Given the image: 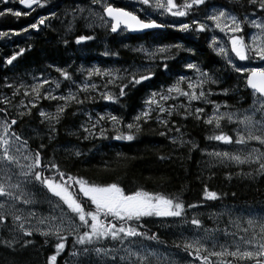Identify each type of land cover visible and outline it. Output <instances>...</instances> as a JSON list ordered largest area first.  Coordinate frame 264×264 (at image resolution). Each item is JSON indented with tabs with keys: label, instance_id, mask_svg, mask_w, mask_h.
<instances>
[{
	"label": "trees",
	"instance_id": "1",
	"mask_svg": "<svg viewBox=\"0 0 264 264\" xmlns=\"http://www.w3.org/2000/svg\"><path fill=\"white\" fill-rule=\"evenodd\" d=\"M87 1L46 0L47 8L51 9V16L45 25H41L39 31H33L27 36L14 37L5 46L0 47V99H12L7 110L9 120L17 119L14 130L28 140L30 149L41 150L46 161L54 159L62 170L74 177H82L94 183L118 182L127 191L143 188L182 200L186 206L187 222L181 218H145L148 234L156 233L160 241L158 243L144 240L152 247L175 253L181 251L189 256L181 245L184 233L181 226L190 223L193 217L202 221L203 228L200 230L203 233L204 229H208L209 234L214 235L216 239L233 237L224 235L226 228L240 235V232L232 228L227 215L221 212L220 215L214 216L211 213L222 208L257 209L264 212V174L256 171L257 164H222L207 155L218 147H224V143L208 139L210 135L219 134L221 131L230 136L233 133V126L226 119L221 121L220 129H215L214 124L204 123L213 113V104L204 100L192 101L189 104L186 97L177 96L173 92L170 95L174 99L161 101L165 107L177 106L176 114L168 118V128L171 131L156 122L157 113L153 112V119L143 125L142 131L136 134L133 141L113 139L116 133L108 123L103 124L108 129V138L100 137L98 126L93 129L95 136L84 139L87 133L83 132L81 126L88 127L95 122L97 114L108 113L121 117L125 124L133 122V118L146 108L145 101L152 93L167 94V89L175 85L181 77L194 80L197 72L186 67L189 63L197 65L215 81L205 85V91L210 90L212 93L207 97L208 100L220 105L221 109L241 111L249 105L251 99V92L245 86L246 74L237 73L222 56L216 54L210 45L208 30L181 31L179 27L165 25L160 17H154L157 23L164 25V29L137 36H130L125 30L113 34L110 28H89L87 20L71 16L77 6L86 5ZM108 2L113 6L131 10V6L121 1ZM6 6L7 4L0 3V11H4ZM210 8L230 10L241 19H244L245 14L248 19H264V13L248 6L247 0H241L239 4L235 0H207L199 10L193 11L187 17H181V20L191 23L192 19L199 18ZM35 15L0 16V31H18L28 27L33 23L37 16ZM80 35L93 36L94 39L76 44V38ZM173 45L179 47H172ZM161 47L170 48L171 51L158 53L157 49ZM22 48L25 49L24 53L18 56L12 65H7L6 60ZM140 49L155 55H146V51ZM97 67L113 72L120 70L119 76H127L124 70L132 68L141 72L150 69L154 75L139 85H130L125 89L126 95L119 97L116 103L101 99L99 92L107 91L119 96V88L109 85L105 89L102 85L107 78L93 77L90 82L101 86L99 90L78 95L80 99H84L86 95L94 96L95 100L89 99L84 104L71 103L60 122L55 124V132H50L47 121L41 122L44 118L39 112L43 110L46 113H54L63 101L41 99L36 102L35 108H31L30 115L20 117L19 113L28 111L27 108L20 107V101L23 100L25 105L31 107V96L26 98L23 95L24 89H21L20 94L13 97L14 88L6 87L7 84L17 87L20 84L29 85L48 79L59 81L61 87L56 89L55 84H51L45 88L51 90L53 95H66L70 87L73 92L77 89L70 81H65L56 69L68 71L76 84L80 85L87 80V70ZM180 86L186 89L187 80ZM180 105H184L192 113L198 107L204 108L202 119H196L195 114L188 115L185 119L184 110ZM0 107L5 105L0 104ZM0 117H3V113H0ZM176 128L180 131L176 132ZM160 132H166V135L161 136ZM181 137L197 147L192 148L191 144L181 147ZM174 139L177 140L176 143H173ZM41 143L45 145L43 149H40ZM77 151L81 153L80 156L75 155ZM161 156L165 159H160ZM205 186L210 191L217 192L220 198L214 201L205 200ZM190 204L200 206L187 208ZM74 239V236H69L65 250L57 258V264H68L66 256L74 250ZM0 240L10 242V245L0 242V264H47V258L55 253V244L58 242L56 237H45L41 234L21 236L13 240L4 228H0ZM177 244L181 246L177 247ZM79 264H88V258L81 255Z\"/></svg>",
	"mask_w": 264,
	"mask_h": 264
},
{
	"label": "snow or ice",
	"instance_id": "2",
	"mask_svg": "<svg viewBox=\"0 0 264 264\" xmlns=\"http://www.w3.org/2000/svg\"><path fill=\"white\" fill-rule=\"evenodd\" d=\"M10 0H0V3L8 4ZM92 4L100 5L101 12H96L89 9L88 27H105L110 28L112 33H117L119 30L127 31H144L149 29H157L164 27L154 19H142L133 11H128L123 7L113 6L108 0H91ZM142 5L149 6L156 10H161V14H170L172 17H187L193 11L199 10L201 5H205L207 0H182L178 3L177 0H139ZM237 4L241 0H235ZM19 4L24 8L34 11L36 7H42L41 0H19ZM247 5L254 8L256 11L264 13V0H247ZM31 11L21 12L6 8L0 11V16L11 14L15 17L22 15L28 16ZM83 12V9H80ZM141 11H144L142 8ZM255 13H253L254 15ZM53 15H55L53 13ZM48 17H41L36 23L30 24L22 31L27 32L29 28L39 31L41 25H45ZM207 21H211L209 25ZM248 21V15L245 14L244 21L238 19L237 15L227 9L214 8L211 13L206 14L204 20L192 19L191 23H180L179 30L204 32L207 30H218L228 37V48L224 43H220L216 37H213L212 45L215 47L217 55L223 56L226 62L232 68L241 74H246V87L252 90L255 97L253 101L252 115H245L238 122L244 125L243 132L236 129V138L221 131L219 134H213L208 137L210 140L222 142L224 144L246 145L251 141H256L259 145L264 146V67H246L237 66L235 60L238 61H254L259 60L264 62V23L257 22L255 19L250 23L260 31L250 35L248 41L243 35L244 28L242 23ZM175 27L176 25H170ZM19 35V32L14 33ZM8 35L7 32H0V37ZM94 39L93 36L80 35L76 38V44ZM67 43V41H65ZM172 47H179L173 45ZM25 49H20L19 52L13 54L6 60L7 65H12L18 56L24 53ZM140 51H146L140 49ZM171 51L170 48L161 47L157 49L158 53ZM234 54L233 55H230ZM108 53H105L107 55ZM150 56L155 53H149ZM188 69L195 70L199 75L195 82L190 78L181 77L179 81L172 87L167 89V94L152 93L150 98L145 101L146 108L133 118V122L124 123L121 117L113 114H97V118L90 126H81L84 133H87L83 138L95 136L93 129L99 127L101 138H108L106 133L107 128L104 123L111 125L112 130L116 133L112 138L121 141H133L136 134L142 131L143 125L148 124L153 119V112L157 113L156 122L169 131V119L173 114H176L177 106L172 105L165 107L161 101L174 99L170 94L175 92L177 96L186 97L189 104L192 101L204 100L206 103L214 105L213 113L204 123L215 126V129L221 128V121L227 120L232 123L236 113L221 112L220 105L214 101L207 99L212 95L211 91H205V85L211 80L208 73L202 72L197 65L189 63L186 65ZM165 68L167 65L165 64ZM65 81H70L77 91L73 92L71 87L66 95H53L52 91L45 88L46 85L55 84V88L59 89L61 84L59 81H49L43 79L34 84H20L14 87L12 84H7L6 87L14 88L13 97L20 94L21 89H24L23 95L27 98L31 96L28 105L24 101H20V107L27 108V113L21 112L18 115L31 114V108L37 106V101L59 100L63 101L59 104L54 113H46L41 110L39 115L44 118L41 122L49 123L50 132H55V124L60 122L62 115L66 112L71 103L84 104L87 100H95L94 96H85L80 99L78 93H90L98 91L101 86L91 83L93 77H106L107 80L102 85L107 89L109 85L119 88V96L107 91H100V98L113 103L118 102L119 97L125 96V89L130 85L135 86L143 81L152 78L154 73L148 69L141 72L139 69H125L127 76H119L120 70L113 72L112 70L93 68L87 70V80L80 85L76 84L72 74L64 69H56ZM187 80V88L184 89L180 85ZM119 81V83H117ZM30 89V92H29ZM226 94V93H225ZM159 96V99L157 97ZM12 99L4 97L0 99V104L5 107H0V113L3 117L0 118V228L7 227L8 218L11 217L13 225L23 232L24 236H32L34 231L48 237L55 235L57 243L55 244V253L47 258V264H57V258L65 250L66 241L69 236H74L73 241L74 251L71 256H84L88 258V264H152L150 257L154 256L147 250L143 244L144 240L159 241L156 233L148 234L145 228V218H181L187 222L185 203L177 197L166 196L161 193L147 191L143 188H137L132 191H127L120 183H94L82 177H74L66 171L62 170L60 165L54 159L45 160L41 154V150H32L28 146V140L18 134L13 126L17 124V119H8L7 106L11 105ZM155 105V107H153ZM259 105V107H256ZM184 110V118L188 115H196V119H202L205 111L204 108H196L195 112H189L188 108L180 105ZM227 107V105H224ZM256 113H261L259 120H255ZM91 120V116H89ZM176 132L180 129L176 128ZM161 136L166 135V132H160ZM51 139V136H49ZM177 140L174 139L173 143ZM179 144L183 147L186 144H191L192 148L197 145L191 141L179 138ZM45 145L41 143L40 149ZM76 156L81 153L77 151ZM207 155L215 158L220 163L225 164L234 162L236 165L257 164L256 171L264 174V151L260 148L253 147L247 153L233 154L228 151L219 152L213 151ZM160 159H165L161 156ZM252 175V173H247ZM71 182V183H70ZM29 186H38L41 189H46L52 197L58 198L57 207L60 208V215L51 217H42L38 219L39 225L47 224V230L43 231L39 227L26 228L25 224L30 223L31 218L36 217L35 212H29L27 217H23L20 213L23 209L18 205L34 204L36 193ZM78 186V189H77ZM235 195V194H233ZM220 197L217 192L210 191L207 186L204 188L205 200H218ZM50 200V198H49ZM59 202H62L60 204ZM66 206V207H65ZM200 205L190 204L187 208H196ZM191 225L197 229L203 228L202 221L196 217L191 218ZM238 231H242L244 235H238L237 232H230L227 228L224 230V235L233 236L231 243H220L214 235L209 234L210 230L204 229V235L197 234L194 238L186 239L183 243L184 251L188 252L189 256L199 261L200 264H264V219L250 217L246 223L247 227L241 228L240 221L235 220L229 222ZM214 232L215 230H211ZM139 238V239H138ZM6 245H10L9 241L0 240ZM30 243V241L28 242ZM83 246L80 251L75 250V246ZM111 245V246H108ZM26 246V244L24 245ZM180 247V244L176 245ZM95 257V260H93Z\"/></svg>",
	"mask_w": 264,
	"mask_h": 264
},
{
	"label": "rangeland",
	"instance_id": "3",
	"mask_svg": "<svg viewBox=\"0 0 264 264\" xmlns=\"http://www.w3.org/2000/svg\"><path fill=\"white\" fill-rule=\"evenodd\" d=\"M117 1H121L124 4L131 6L130 11H133L137 15L140 14L141 17L150 18V19H153L154 17H160L163 20V23L169 27H172L170 25H176L175 27H179L180 23H182V22L187 23L184 20H181L182 19L181 17H172L170 14H161V10H156V9L151 8L149 6L142 5L139 2V0H117ZM151 2L154 3V0H151ZM41 3L43 5L42 7H36L35 6V10L31 11L30 15H32L34 13L37 15V16L35 15L36 17L33 19V23H36L38 21V19L41 17L51 16L50 15L51 9L49 7L47 8L46 0H41ZM6 8H12L13 10H18L21 12H28V11H25L19 7V0H10V2L7 4L5 9ZM90 8L96 12L102 13V10H100V8H101L100 5H98V4L94 5V4H92L91 0H88L86 5L77 6V8H75V11H72L73 13H71V16H79L80 18L87 20V23H89V19H86V18L89 17V9ZM142 8L144 9V11H141ZM80 9H83L84 11L81 12ZM213 9L214 8L207 9L205 11V13H203L197 19L203 21L205 15L211 13V11ZM216 9H219V8H216ZM238 19H240L241 21H244V19H241V18H238ZM253 19H255L257 22L264 23V19H257V18H253ZM253 19H248L247 22L242 23V27L244 28V31H243V33H240V35H243L245 37L246 41L249 40L251 34L258 33L260 31L259 29H256L255 27H253L252 24L250 23V21ZM46 21H48V20H46ZM207 23L209 25L212 24L211 21H207ZM23 29L18 30V31H0V32H7L8 33V35L0 37V46H2V45L5 46L14 37L27 36L31 32L37 31V30L29 28V30L27 32H24V31H22ZM16 32H19L20 34L19 35L14 34ZM208 33H209L210 45L212 46L214 51H215V47H218L219 44H217L215 47L212 45L213 37H216L220 43H224L228 48H230V44H227L228 37L225 36L224 33H220L218 30H214V29L208 30ZM155 51L156 50H152V52H155ZM149 53L150 52L148 50H146L145 54L149 55ZM230 55L234 56V54H231V53H230ZM235 63L237 64V66H242V67L243 66H246V67H264V62H261L259 60H254L251 62H249V61L241 62V61L235 60ZM198 75H199L198 73L194 75L195 78H194L193 82H195ZM250 92H251V99H250L249 105L245 109H243L241 111H228V110L220 108L221 112H234V113H236V117H234L233 122L232 123L228 122L229 124H231L233 126L232 127V131H233L232 137L234 140L236 138V129H240L241 132H243V128H244V125L240 124L238 121L240 119H243V117L245 115H249V116L252 115L253 101H254L255 97L253 96L252 91H250ZM256 107H259V105H256ZM212 111H213V108H212ZM260 117H261V113H256V115L254 116V119L259 120ZM0 118H2V117H0ZM223 145H224V147H218L217 149L215 148L216 150H213V151H219V152L228 151V152L233 153V154H240L241 152L247 153L253 147L260 148L261 151H264V146L259 145V143L256 141H251L246 145H237L235 143L230 144V145L229 144H223ZM228 163L235 164L234 162H228ZM29 187L32 188V190L36 193L35 200L37 202L34 204H29V205H22L21 204V205H18V207L23 209V212L20 213L23 217H27L28 213L30 211L35 212L36 217L31 218L30 223H26L25 227L30 228V227L35 226V227H39L43 231H46L47 230V224L39 225L38 219L42 218V217H51V216L59 217L60 208L57 207L58 198L52 197L50 193H47L46 189H41L38 186H29ZM77 189H78V186H77ZM49 198H50V200H49ZM0 199H2V198H0ZM59 203L62 204V202H59ZM221 212L224 215H227L231 221L239 220L241 228L247 227L246 221L250 217H254L257 219H264V212H259L257 209L245 210V209H237V208H222V209L217 210L211 214L214 216H218L221 214ZM231 226H232V228L236 229L232 224H231ZM181 228H182V230H184V233L182 236L183 240L181 243L182 246H183V243L185 242L186 239L194 238L197 234H199V235L205 234L200 229H197L195 226L191 225L190 223H187L186 225L181 226ZM4 229L6 230V232H8L10 238L13 240H17L21 236H24L23 232L21 230H19V228L16 227V225H13L11 217L8 218L7 227H5ZM238 232H240V235H244V233L242 231H238ZM33 234H40V233L34 231ZM48 237H55V235H50ZM233 239H234L233 237L232 238L225 237L223 239H217V240L220 243H231L233 241ZM143 244L145 245V247L147 248V250L149 252L155 254L154 256L150 257L152 264H200L199 261H196L193 258H191L190 256L185 255L186 254L185 252L179 251V253H175V252L168 251V250H165V249L160 248V247H152V246L148 245L147 243H145L144 241H143ZM108 246H111V245H108ZM82 247L83 246L76 245L75 250L80 251L82 249ZM71 252L72 251L68 252L67 256H66V260L68 261V264H79L81 255L77 256V257H73L70 255Z\"/></svg>",
	"mask_w": 264,
	"mask_h": 264
},
{
	"label": "water",
	"instance_id": "4",
	"mask_svg": "<svg viewBox=\"0 0 264 264\" xmlns=\"http://www.w3.org/2000/svg\"><path fill=\"white\" fill-rule=\"evenodd\" d=\"M19 7H20L21 9L25 10V11H31V10H29V9L24 8L23 5H20V4H19ZM34 8H35V6H34ZM162 29H164V27L157 28V29H149V30H144V31H135V32H133V31H127V30H125V31H126V33H127L128 35H130V36H137V35H143V34H146V33H150V32L156 31V30H162ZM122 30H123V29H122ZM120 31H121V30H119L117 33H119ZM117 33H113V34H117ZM245 86H246V79H245ZM246 89L249 90V91H252L251 89H249V88H247V87H246Z\"/></svg>",
	"mask_w": 264,
	"mask_h": 264
},
{
	"label": "bare ground",
	"instance_id": "5",
	"mask_svg": "<svg viewBox=\"0 0 264 264\" xmlns=\"http://www.w3.org/2000/svg\"><path fill=\"white\" fill-rule=\"evenodd\" d=\"M1 47V46H0Z\"/></svg>",
	"mask_w": 264,
	"mask_h": 264
}]
</instances>
